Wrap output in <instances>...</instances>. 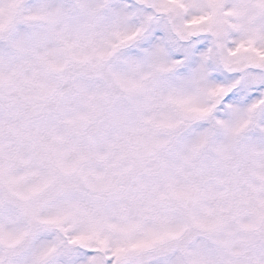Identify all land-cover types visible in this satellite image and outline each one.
<instances>
[{
  "label": "snow or ice",
  "instance_id": "snow-or-ice-1",
  "mask_svg": "<svg viewBox=\"0 0 264 264\" xmlns=\"http://www.w3.org/2000/svg\"><path fill=\"white\" fill-rule=\"evenodd\" d=\"M0 264H264V0H0Z\"/></svg>",
  "mask_w": 264,
  "mask_h": 264
}]
</instances>
